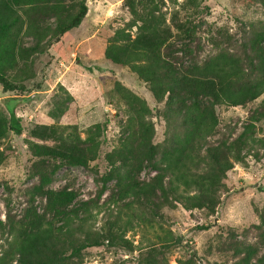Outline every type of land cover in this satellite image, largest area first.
I'll list each match as a JSON object with an SVG mask.
<instances>
[{"label": "trees", "instance_id": "1", "mask_svg": "<svg viewBox=\"0 0 264 264\" xmlns=\"http://www.w3.org/2000/svg\"><path fill=\"white\" fill-rule=\"evenodd\" d=\"M86 0H0V85L3 91L23 90L22 82L34 76L36 55L75 28L86 13ZM264 10V0H251ZM129 19L106 38L103 56L127 67L142 81L152 98L162 103L157 114L165 123L164 137L153 142L151 108L145 100L120 82L112 92L123 104L124 120L115 145L105 153L107 169L96 197L77 199L68 186L48 185L60 165H87L96 158L104 141L103 125L95 122L78 130L75 124H59L71 101L62 85L52 98L47 115L50 124L35 123L28 130L25 145L32 161L36 182L22 214L15 219L0 218V231L6 233L0 247V264H81L85 247L105 243L132 253L131 264H170L164 251L177 239L163 227L162 206L180 204L186 209L203 208L213 213L226 171L234 163L245 165L254 147L264 150V98L233 137L223 135L213 143L207 139L216 132L217 106H243L264 92V23L244 32L239 53L219 48L196 60H183L176 53L188 52L196 24L187 13L198 11L199 2L182 0L166 21L162 0H123ZM204 8V7H203ZM212 39V38H211ZM28 41V43H27ZM212 41V40H211ZM8 115L0 110V141L12 131L21 133L19 118L12 105ZM258 129V130H257ZM256 131H260L256 136ZM6 152L0 148V163ZM148 166L146 178L140 171ZM113 188L100 202L107 181ZM44 198L42 208L33 196ZM91 208L104 211L98 226L86 224ZM257 242L233 243L234 259L227 264H264V203L257 212ZM157 224L163 230L152 238L144 236L147 227ZM138 234L133 243L132 237ZM127 257L109 264H124ZM127 264V263H126ZM129 264V263H128ZM175 264H196L193 254L175 259Z\"/></svg>", "mask_w": 264, "mask_h": 264}, {"label": "rangeland", "instance_id": "2", "mask_svg": "<svg viewBox=\"0 0 264 264\" xmlns=\"http://www.w3.org/2000/svg\"><path fill=\"white\" fill-rule=\"evenodd\" d=\"M195 1L199 2L196 13L185 9L178 14L181 20L187 13L196 24L187 44L189 51L182 55L176 53L183 60L190 57L199 60L219 48L239 53L247 28L264 23V10L251 0ZM181 2L162 0L160 6L166 12L167 22L170 13L179 9ZM85 3L86 13L79 25L64 32L42 54L36 55L32 67L34 76L22 82L23 90L3 91L0 85V110L7 116L8 105H12L21 126L19 135L8 131L0 141V148L6 152L4 161L0 163V218L3 221L6 216L18 218L32 195L30 187L37 179L30 173L32 157L24 142L33 124L55 121L47 115V111L53 96L59 92L58 85H62L72 99L64 114L55 122L75 124L78 130L99 122L103 125L104 141L96 158L87 165L63 164L56 168L48 183L53 188L71 187L77 192L78 200L96 197L100 185L98 177L108 167L105 153L115 145L124 120L123 104L112 92L114 81L143 98L151 108L149 118L154 127L153 142H160L164 137L165 123L157 114L162 103L154 101L146 85L127 67L114 64L103 56L106 38L114 28L129 19L123 0H86ZM263 98L264 92L243 106H217L216 132L207 141L213 143L223 135L235 136L252 111L260 108ZM261 121L255 123L256 128L260 125L264 129ZM262 133L256 131L255 135ZM152 172L145 166L139 177L146 178ZM224 183L213 213H206L203 208L186 209L179 203L161 207V225L171 229L177 239L164 251L170 264L190 253L196 264H227L234 259L231 252L233 243L256 244L257 229L254 224L258 222L257 212L264 203V150L254 145L245 157V165L234 163L226 171ZM112 188V180L107 181L98 202ZM43 203L42 196H33L32 204L38 210ZM91 211L93 215L86 224L98 227L104 221V211L102 208L98 211L91 208ZM162 230L154 224V227L146 228L144 236L152 238L155 232ZM131 233L127 231L126 236L132 237L135 243L138 234ZM5 237L6 233L0 231V247ZM260 248L263 250L264 244ZM135 254L136 250L130 253L105 243L91 245L84 248L81 264H109L125 257L128 260L124 264H131L129 258Z\"/></svg>", "mask_w": 264, "mask_h": 264}]
</instances>
